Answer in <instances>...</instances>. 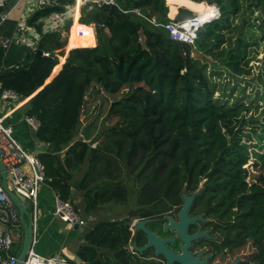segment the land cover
<instances>
[{"label":"trees","instance_id":"obj_1","mask_svg":"<svg viewBox=\"0 0 264 264\" xmlns=\"http://www.w3.org/2000/svg\"><path fill=\"white\" fill-rule=\"evenodd\" d=\"M58 1L40 6L27 18V25L40 35L34 49L14 64L0 63L1 89L13 90L18 100L29 98L20 110L39 121L34 137L43 145L38 157L52 191L79 212L82 209L88 220L98 204L128 193L125 180L136 188V206L131 210L168 208L183 192L198 189L193 201L223 211L228 232L237 228L239 234L257 232L264 237V140L259 145L262 151L249 150L242 142L244 135L250 138L241 128L246 122L241 111L249 106L237 98L233 104L223 99L227 93L212 78L215 72L192 54L201 49L210 52L224 41L217 30L230 13L238 12L239 0H116L115 5L101 7L87 2L79 20V15L72 25L71 18L64 20L62 27L67 31L71 25L74 35L67 44L72 49L57 61L37 51L64 54L67 39L57 30L43 32L40 22L53 11H65L75 0ZM213 3L219 5L221 17L199 30L194 44L169 38L162 26L168 21L167 7L171 15L186 6L204 14ZM255 4L264 15V0ZM180 11L177 18L193 14L187 8ZM79 21L94 23L97 43L91 26ZM245 45L229 52L226 64L234 70L249 53ZM218 91L221 98L214 97ZM138 92L150 102L145 104ZM94 102L98 114L82 126V114ZM106 108L108 118L118 116L120 122L92 134ZM250 157L262 171L248 180ZM79 170L83 172L74 179ZM76 182L82 191L77 203L72 188ZM232 215L238 221L231 222ZM81 233L75 250L81 264H106V250H116L115 259H123L118 250L129 237L126 222L98 220ZM22 238L23 229L20 244L17 240L14 247L17 254Z\"/></svg>","mask_w":264,"mask_h":264},{"label":"rangeland","instance_id":"obj_2","mask_svg":"<svg viewBox=\"0 0 264 264\" xmlns=\"http://www.w3.org/2000/svg\"><path fill=\"white\" fill-rule=\"evenodd\" d=\"M212 5H214V3ZM216 6L219 5L216 4ZM181 8H187L188 10H192V8L188 6L179 7L176 13L171 15L168 13L167 7L166 17L169 19L179 16L181 13ZM195 12L196 11H194V13ZM228 17L229 18L227 21H222L223 23L221 28L217 30V32L221 34L222 39H224V41L218 46H215L210 49V52L201 49L197 51L193 50L192 54L194 56H199L201 60H203L208 65V71L215 72L212 78L219 85H221L225 93H230V95L226 94V97L223 96V99H227L230 104H233L237 98L240 99L239 102H241L245 106H249L248 110L243 109L241 111V115L246 118V122L244 125H242L241 128L245 133L250 134V138H248L247 135H244L242 137V142H245L247 144L249 150L255 149L262 151L259 145L264 140V15L260 7L255 4V0H239L238 12L235 14L230 13ZM74 20L75 16L73 18L71 16V25ZM63 23L65 22L60 21L58 27H56L57 23H53L49 20H46L45 26L43 25V32L57 30L61 32L62 39H67V43L63 46L64 54L59 55L60 57L63 56L62 58L65 59L69 49L72 48L67 44L72 42L74 35L70 33L71 25L67 31L66 29H63V31L60 30L61 27L59 28V26H62ZM209 24L210 23L205 24L200 30H206ZM79 26L80 25H78L77 27ZM241 39L244 40L241 42ZM245 41H247L250 45L246 47ZM238 43L241 44L238 45ZM244 45L249 51V53H247L245 59H242L238 63L236 70H234L231 66L226 64L229 54L237 52L239 48L241 50ZM247 59H249V61L248 63H245L244 61ZM137 94L144 100V94H142L141 92H138ZM220 94V91L215 92L214 97L221 98ZM120 95V93H117L116 97L118 98ZM106 96L108 100L109 98H112L109 94H106ZM148 101L149 100L145 99V104H148L150 102ZM96 104L94 102V104L90 105V107L88 108L89 110L87 112L84 111V113L82 114V126L85 123L90 122L94 118V116L98 114ZM107 110L108 109L106 108L103 113L100 114L98 120L95 121L96 123L95 125H93V128L91 130L92 134L97 133L99 130L110 126L115 122H120V118L118 116H110L108 118ZM32 134L33 132H30L28 135V139L30 141H33ZM261 137L262 140H260ZM247 168L249 172L248 180L257 178V175L262 171L261 168L257 164H255V160H253V158L251 157L247 163ZM82 172V170H79L77 174H75L74 179H78ZM125 182L128 184V193L123 198L119 200H111L107 203L98 204L94 210L89 212V216L94 217V222L98 220H111L116 217H122L129 209L134 208L136 206V188L133 187L131 183H129V181L125 180ZM77 184V182L74 183L72 187L74 188L73 190L75 203L80 202L82 194V191L78 189ZM44 185L46 186V188H48V184L46 182L44 183ZM41 198L42 193L40 192L39 202ZM24 203L28 210L31 211L30 201L27 199ZM180 203H182L181 206L184 204V196L182 195L180 196L179 202L176 204ZM79 215L86 216L85 212L82 211V209L81 212H79ZM65 224L67 225V228H71L70 224ZM12 231L14 233L15 242L16 240H18V243L22 235V229L21 227H18L13 228ZM70 231H76L78 233L77 236L79 238L82 236V231L80 232L78 229H70ZM64 234L65 232L63 233V235ZM34 249L37 253H39L38 250L40 249V239L38 245Z\"/></svg>","mask_w":264,"mask_h":264},{"label":"built area","instance_id":"obj_3","mask_svg":"<svg viewBox=\"0 0 264 264\" xmlns=\"http://www.w3.org/2000/svg\"><path fill=\"white\" fill-rule=\"evenodd\" d=\"M5 1L6 0H0V8L4 6ZM33 1L35 9L46 4L54 5L59 2L58 0ZM85 1L96 5L97 7L116 4V0ZM66 7H68V5H66ZM135 12L140 14L138 10H135ZM0 15L3 19L6 17V13H1V10ZM219 17V7L215 4H211V9L208 13L201 14L200 12H196L184 18H169L166 23L162 24V26L167 31L170 39L177 42L194 44L198 38L199 30L205 24H208ZM66 18H70L66 15V10L62 12L53 11L43 17L40 22L45 26V21L49 20L50 22L57 23L56 27H58L59 22H64ZM150 21L154 23V19H151ZM60 27L61 26H59V28ZM0 42L5 45L9 40L2 38ZM18 98V95L13 90L1 89L0 87V102H8ZM24 120L33 131L38 129L39 121L34 116L25 115ZM0 160L6 170V183L8 188L24 197V202L28 199L31 203V243L23 264H70L64 257L42 256L34 249L38 242V193L41 185L47 180L45 166L36 153L25 148L15 138L13 125L5 123L2 117H0ZM54 202V213L64 222H67L70 225L78 224V227L83 229L88 224L89 219L87 220L81 217L78 211L74 209V205L68 200L62 199L56 192H54ZM18 227H21L19 211L7 192L3 189L0 177V264H15L17 252H14L16 242L12 229Z\"/></svg>","mask_w":264,"mask_h":264},{"label":"flooded vegetation","instance_id":"obj_4","mask_svg":"<svg viewBox=\"0 0 264 264\" xmlns=\"http://www.w3.org/2000/svg\"><path fill=\"white\" fill-rule=\"evenodd\" d=\"M181 204H173L164 209H129L122 217L111 219L126 222L129 237L127 243L118 250L123 259H115L116 250H106V264H167L164 256L156 254L154 246H148L142 251L137 249L148 243V236L143 229L137 228V221L143 222V226L155 233L159 239H168L165 241L168 249L182 253L181 247L186 242L179 237L177 229L170 226L169 220L171 218L175 222L179 221ZM222 213L221 210L202 208L192 200L187 215L197 218L188 223L187 235L197 232L206 234L189 238L187 252L197 258L200 264H264V237L257 232L249 235L239 234L237 228H232L229 233L225 224L227 220L224 222L221 218ZM216 214L220 216L217 217ZM235 218L236 216L232 215L231 222L238 221ZM88 223H94L93 216L89 217ZM171 264L180 263L174 261Z\"/></svg>","mask_w":264,"mask_h":264},{"label":"crops","instance_id":"obj_5","mask_svg":"<svg viewBox=\"0 0 264 264\" xmlns=\"http://www.w3.org/2000/svg\"><path fill=\"white\" fill-rule=\"evenodd\" d=\"M85 3H87L85 0H81L79 5V18L81 16V8ZM73 4H75V1ZM73 4L66 7V15L70 18L71 16L73 18ZM36 10L33 0L5 1L4 6L1 8V13H6V17L3 19L0 15V40L4 38L8 39L9 42L5 45L0 42V63L14 64L23 59L27 55L29 49H34L40 35L33 27L27 25L26 20ZM192 13H194V11H192ZM80 24L91 26L95 33L94 23L88 25L83 23ZM63 29L64 28L61 26L60 30L63 31ZM94 38L97 43L95 36ZM28 99L29 98L26 100L13 99L8 102H0V117H2L5 123L13 125L14 136L18 141L25 148L38 155L40 150L42 151L43 145L34 137V131L26 123L24 120L25 114L20 110V107ZM30 132H33V141L28 139ZM40 192L42 193V198L39 202ZM39 193L37 220L38 242L35 245V247L38 245L40 239L38 254L42 256H60L64 257L66 260L71 259L77 264L81 263L75 250L82 241V238L77 236L78 233L76 231H70V229H74L73 225H70L71 228H67L65 224L67 222H64L59 217L63 221L62 222L57 215H55L54 192L49 185L48 188H46V186L42 184ZM64 232L65 234L63 235Z\"/></svg>","mask_w":264,"mask_h":264},{"label":"water","instance_id":"obj_6","mask_svg":"<svg viewBox=\"0 0 264 264\" xmlns=\"http://www.w3.org/2000/svg\"><path fill=\"white\" fill-rule=\"evenodd\" d=\"M37 54L42 55L44 53L41 50H38ZM46 55L55 57L57 61L60 58V56L57 54L55 50H51ZM0 177H1V184H2L3 189L7 192V194L9 195V197L11 198V200L13 201V203L15 204V206L17 207L19 211L21 226L23 229V238H22V245L17 254V259L15 261V264H23V261L28 253V250L30 248V243H31L32 213L26 207L24 203V197L13 192L12 190L8 188L7 183H6V170L1 160H0ZM196 193H198V189L195 190L192 194H187L186 192H183L181 195L184 196V204L182 205L180 212H179V221L175 222L171 218H169L170 226L175 227L177 229V233L179 237L183 241L186 242V244L181 247L182 253H175L172 250L168 249L165 245V241H167L168 239H159L155 233H152L148 229H146L143 226V222L141 221H137L136 226L137 228L139 229L141 228L146 232L148 236V243L142 247H137V249L139 251H142L144 248L148 246H154L156 254H161L162 256H164L167 259V264H171L174 261L180 264H200L197 258L193 257L186 250L187 245H189V238H195V237L206 234V233L197 232L194 235H190V236L187 235L188 223L194 221L197 218V217L190 218L187 215V211ZM74 209L77 210L75 205H74ZM73 228L83 231V228L78 227V224H73Z\"/></svg>","mask_w":264,"mask_h":264},{"label":"bare ground","instance_id":"obj_7","mask_svg":"<svg viewBox=\"0 0 264 264\" xmlns=\"http://www.w3.org/2000/svg\"><path fill=\"white\" fill-rule=\"evenodd\" d=\"M80 3H81V0H75V4H73V17L76 16V15H79V5H80ZM21 99H23V98H21Z\"/></svg>","mask_w":264,"mask_h":264},{"label":"clouds","instance_id":"obj_8","mask_svg":"<svg viewBox=\"0 0 264 264\" xmlns=\"http://www.w3.org/2000/svg\"><path fill=\"white\" fill-rule=\"evenodd\" d=\"M211 5V4H210ZM78 211V210H77Z\"/></svg>","mask_w":264,"mask_h":264}]
</instances>
